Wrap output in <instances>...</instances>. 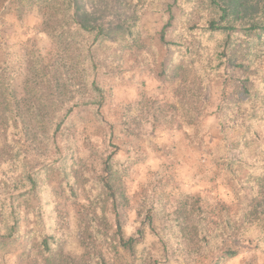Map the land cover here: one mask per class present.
Instances as JSON below:
<instances>
[{
  "label": "rangeland",
  "instance_id": "374dc122",
  "mask_svg": "<svg viewBox=\"0 0 264 264\" xmlns=\"http://www.w3.org/2000/svg\"><path fill=\"white\" fill-rule=\"evenodd\" d=\"M54 2L48 13L41 2L26 6L22 21L0 14V74L44 105L33 140L25 127L14 138L34 193L7 189L20 170L0 176L3 212L13 204L17 220L5 218L11 237L0 241V264H45L40 243L50 235L58 264H264V58L243 76L231 40L262 24L264 0H243L257 10L230 15L225 59L196 32L220 24L210 0H78L76 22L87 32L60 39L45 29L47 19L65 21ZM170 5L166 40L177 45L164 46ZM2 136L9 160L14 148ZM100 211L132 249L112 251L115 230L95 237ZM215 224L225 232L203 241Z\"/></svg>",
  "mask_w": 264,
  "mask_h": 264
},
{
  "label": "trees",
  "instance_id": "16d2710c",
  "mask_svg": "<svg viewBox=\"0 0 264 264\" xmlns=\"http://www.w3.org/2000/svg\"><path fill=\"white\" fill-rule=\"evenodd\" d=\"M77 1L78 0H60V7L61 9H58L61 11L64 17V23L58 22V27L54 25V22H51L50 19L46 20V30L52 31V33L55 34L58 39L64 37L65 34L70 33L71 31L78 29L82 32H87L84 27L79 26L76 22V16H77ZM212 4H214V7L217 9L219 16H220V24H218L214 20H209L205 23V27L201 30H196L197 28H194L198 35L205 38V40L214 42L216 45V49H218L220 46L221 50H215V53L217 57H220L221 59H225L227 57L228 52V42L225 41L224 36L225 35H233L234 32L233 26L230 25V15L236 14L239 7H242L244 9H249L248 11H254L257 10L256 6H253L252 4H247V2H243V0H229L226 5H223L219 3L216 0H210ZM42 11H45L48 13L51 11L55 6L54 0H0V14L1 15H7L11 12H15L18 21L23 20V14H24V8L28 5H33L34 3H39ZM177 3V2H176ZM243 3V4H242ZM44 5V6H43ZM232 6V8H231ZM232 12H230V10ZM173 6L168 7V20L167 24L162 28V30L159 33V39L160 42L164 46H173L177 45L176 43L168 42L166 40L168 29L171 27V23L174 20V12H173ZM73 14V12H75ZM93 29H96L98 33L97 36H100V39L103 38V34L107 33L105 28H102L100 25L93 26ZM246 32L240 34L236 38H231V40L237 45V50L235 52L236 55V67L239 69V71L242 73V75H248L250 70L253 68V65H256L257 62L264 58L262 57L264 55V40L262 39V34L258 33L257 30L262 29L264 31V18L262 16V24L251 26L248 28ZM254 31V32H253ZM252 32V33H250ZM38 55V53L36 54ZM88 57V55L86 54ZM259 59V60H258ZM42 70L44 71L45 65L42 64ZM3 73L0 74V134H2V138L5 139L6 146L12 147V153L9 156V160L7 159L8 154L4 151V148H0V176H9L13 173L14 170H20L19 173L21 174V178L12 184L9 188V190H13L15 193H21L25 190L23 188L24 186L29 188V191L34 193L32 190L35 186V180L34 175L31 174L29 170H26V166L20 164L19 162V156L17 157V154L20 152L19 148L16 146V142H14V138H18V128L17 127H25L22 130H25V136L32 139V135L34 136V124L37 117L42 116L39 108H37V105L42 107L44 105L38 104V102H35L34 97L29 96L28 93H22L20 96L17 95L15 88L11 85L8 75L4 70H2ZM241 81H244L245 83L248 82V78L242 79ZM241 82V83H244ZM248 84V83H247ZM40 88L42 89V85L39 84ZM90 87L92 90L97 91L95 83H90ZM49 89V88H48ZM55 90H58V85H55ZM52 96H55L56 93L53 92L51 94ZM52 100L57 102L58 99L56 97H52ZM58 130V125L55 127L54 133ZM52 135L50 138H52ZM48 137V136H47ZM33 140V139H32ZM33 142V141H32ZM109 164L105 165L106 172H109ZM103 191L105 193L106 198L111 202L112 209L115 212L116 208V197L115 193L111 192L113 190V186L109 185V182L105 184L102 182ZM0 189L4 190L0 185ZM72 190V189H71ZM4 193V192H3ZM72 193V192H71ZM10 195V194H9ZM71 195L74 196L72 193ZM11 197V196H10ZM2 202L0 200V241L6 240L9 237H11V229H9L7 232L3 231V225L6 224L5 218L7 217L10 220V224L14 225L16 224L17 220L14 217V212L12 210L13 204L6 206V211L3 212V206ZM2 208V209H1ZM97 217L103 222V229H99L97 225H93L91 228V232L95 235V237H101V238H110L107 236L108 230H115V241H112L109 239V245L112 251L116 253L117 248H130L132 249L133 239H129L127 241H124L121 234H120V225L119 222H115V225H110L106 222L104 212L100 211L97 212ZM95 221L93 222V224ZM217 225L216 228L210 229L206 228V233L202 235V239L205 242H208L209 239L219 233L221 231L222 233L225 232L226 227H222L220 224ZM56 240L50 235L47 237H44L41 240V249L43 251V254L45 255V264H58V253L53 255V247L56 248ZM84 247L89 246V242L87 240H84L83 242ZM209 243V242H208ZM55 251V250H54ZM96 261H102V257L96 258Z\"/></svg>",
  "mask_w": 264,
  "mask_h": 264
}]
</instances>
